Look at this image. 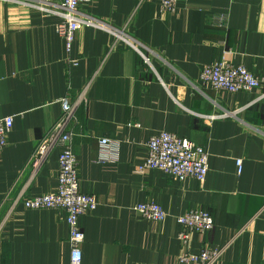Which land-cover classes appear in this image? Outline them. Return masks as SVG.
<instances>
[{"label": "crops", "instance_id": "obj_1", "mask_svg": "<svg viewBox=\"0 0 264 264\" xmlns=\"http://www.w3.org/2000/svg\"><path fill=\"white\" fill-rule=\"evenodd\" d=\"M32 3L0 0V118L14 120L0 151V264H71L66 213L23 201L57 189L62 147L35 174L29 161L61 117V100L81 97L71 147L80 191L97 202L80 218L81 264H186L175 217L192 210L210 213L215 227L193 233L189 253L264 264V86L229 93L200 81L203 67L224 58L264 78V0H178L174 14L159 0H92L80 12L104 27L82 28L70 50L56 32L60 17ZM163 131L208 151L204 183L137 171ZM101 139L117 150L101 151ZM141 203L168 217L144 219L134 210Z\"/></svg>", "mask_w": 264, "mask_h": 264}, {"label": "built area", "instance_id": "obj_2", "mask_svg": "<svg viewBox=\"0 0 264 264\" xmlns=\"http://www.w3.org/2000/svg\"><path fill=\"white\" fill-rule=\"evenodd\" d=\"M32 6L47 13L60 17L61 21L56 27L57 34L66 41L70 50L76 34L85 27H104V25L80 12V7L89 4L92 0H32ZM163 12L174 14L178 0H159ZM118 39L138 50V47L127 37L124 32L111 31ZM139 51V50H138ZM78 65L77 61L73 62ZM200 81L209 85L216 91L229 93L260 91L264 86V78L258 77L243 66H235L229 60L223 59L207 65L201 69ZM264 96V95H263ZM82 97L76 104L69 99L61 100L62 115L55 123L47 137L38 145L29 161V167L35 174L47 160L56 147H62L59 156V172L57 189L51 193L24 199L26 209L41 210L54 209L66 213V221L69 226V243L71 247V264L82 263L81 246L85 235L80 226V218L92 213L97 208V202L91 195L80 191L79 161L71 147L72 124L75 119L76 109L81 103ZM235 113H227L221 118L234 117ZM209 119L213 117H207ZM13 117L0 118V151L7 145V137L13 127ZM264 134V122L260 127ZM101 151L112 148L117 150V144L110 139L100 140ZM148 155L145 162L137 168L139 173H148L151 170H160L169 176L180 180L195 179L204 183L209 173L208 151L188 139L181 138L169 132H161L150 138L147 143ZM101 162L109 160L107 155L101 152ZM241 171L242 161L238 160ZM134 210L144 219L156 223H162L168 217V213L158 204L141 203ZM264 213V206L261 210ZM180 226L178 238L182 244V252L179 256L180 263L186 264H215L221 251L204 248L198 255L188 252L192 234L205 235L215 227V222L210 213L200 210H192L182 216L175 217Z\"/></svg>", "mask_w": 264, "mask_h": 264}]
</instances>
